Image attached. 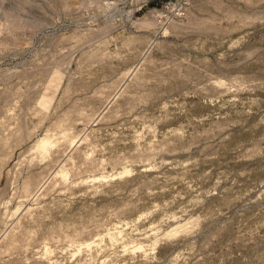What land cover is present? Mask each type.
<instances>
[{"label":"rangeland","instance_id":"rangeland-1","mask_svg":"<svg viewBox=\"0 0 264 264\" xmlns=\"http://www.w3.org/2000/svg\"><path fill=\"white\" fill-rule=\"evenodd\" d=\"M0 264H264V0H0Z\"/></svg>","mask_w":264,"mask_h":264}]
</instances>
